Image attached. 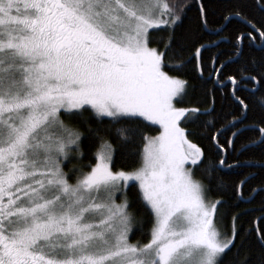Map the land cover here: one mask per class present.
<instances>
[{
    "label": "snow or ice",
    "instance_id": "snow-or-ice-1",
    "mask_svg": "<svg viewBox=\"0 0 264 264\" xmlns=\"http://www.w3.org/2000/svg\"><path fill=\"white\" fill-rule=\"evenodd\" d=\"M255 4V23L236 0L209 27L213 0H0V264H264Z\"/></svg>",
    "mask_w": 264,
    "mask_h": 264
},
{
    "label": "trees",
    "instance_id": "trees-1",
    "mask_svg": "<svg viewBox=\"0 0 264 264\" xmlns=\"http://www.w3.org/2000/svg\"><path fill=\"white\" fill-rule=\"evenodd\" d=\"M236 0H213V3L216 5V15L214 16H210V25L209 27H215L216 26V22L219 21V16L220 14H226V9L228 7L229 3H235ZM246 4L247 7L244 9L245 13L250 14V17H254L253 22L255 23L256 21L261 19V14L255 4V0H246ZM196 9L193 8L191 9V11L188 12V19L184 21L185 27H191L193 29H195L197 27L196 24ZM222 22V21H221ZM241 21H239L238 18H233V22L232 24L228 25V28L222 33V35L224 36H228L234 39V29L240 27ZM243 30V29H242ZM212 53H216L218 51V49L213 48ZM219 51L221 52L220 55V61H227L229 59V57L233 56V48L232 45L230 43H221L219 46ZM244 51L246 54H248L250 51L251 52H256L257 51V47L254 46L251 49H249L247 41H245L244 44ZM208 54L205 53V57L207 59ZM242 63V61L239 60H234L233 62L229 63L227 65V67L224 69V75L222 77H220V79L225 80L227 79L228 76L231 75H237V68L240 66V64ZM216 67H220V64L217 63ZM239 78V77H238ZM245 84H247V81H245ZM248 87H251V85H247ZM207 87L209 89H211L213 87V85L211 83H209L207 85ZM216 91H215V96H216V107L217 110L219 111L221 107H223L224 111H231V109L229 108V104L231 103L230 99H226V95L230 92L232 85L229 83H226L225 86L223 88H221L220 84H217L216 86ZM239 95H241L242 97L245 95H248V93L246 92H240L238 93ZM261 95V93H257L256 97L258 98ZM251 116H258L259 115V109L256 108L255 106H253V111L250 113ZM158 128L157 126H154L152 129H150L148 131L147 134L149 135H155L157 134ZM255 135L256 134H249L248 135V139H255ZM221 142H223L224 137H221ZM83 147L85 148V150H89V145L87 142H85V144L83 145ZM256 158L258 159L259 156L257 154ZM116 165L118 167H126L129 165H132L134 163L133 159L131 157H122V156H117L116 161H115ZM228 163H232V160L229 159ZM201 175V173L198 171L197 172V178H199ZM221 175L224 176L225 180H229V179H233L235 178V173H229L227 171L221 173ZM247 195V193H245ZM213 197H215L217 194L214 192ZM258 207L259 206V198L254 202L253 205H246V204H242L241 207L242 208H251V207ZM259 216L258 212H249V214L244 217V223H245V227L248 226V224L250 222H252L253 220H255V218ZM226 225L229 223V221H225L224 222ZM150 226V225H149ZM140 236L139 234H137L135 237H132V239H139Z\"/></svg>",
    "mask_w": 264,
    "mask_h": 264
}]
</instances>
